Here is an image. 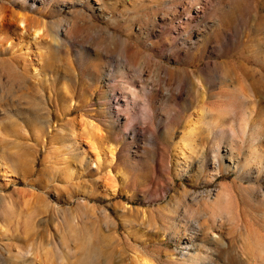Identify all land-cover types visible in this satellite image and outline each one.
Returning <instances> with one entry per match:
<instances>
[{"label": "rangeland", "instance_id": "rangeland-1", "mask_svg": "<svg viewBox=\"0 0 264 264\" xmlns=\"http://www.w3.org/2000/svg\"><path fill=\"white\" fill-rule=\"evenodd\" d=\"M234 151L264 162V0H0V264H251L206 235L264 189Z\"/></svg>", "mask_w": 264, "mask_h": 264}, {"label": "bare ground", "instance_id": "bare-ground-1", "mask_svg": "<svg viewBox=\"0 0 264 264\" xmlns=\"http://www.w3.org/2000/svg\"><path fill=\"white\" fill-rule=\"evenodd\" d=\"M40 33L41 29L35 30L33 37L36 39ZM231 94L233 95L235 105L237 106L240 98L243 97L245 92L243 90H237ZM241 128L245 134L249 128V124H247V122H242ZM94 136L97 137L96 135ZM190 137L185 138L184 145L189 147V151L194 152L198 150V147L195 143L196 140L194 141L192 137V140H190ZM188 157H191V155H188L186 158ZM231 165H235V167L241 171L242 175H250L253 178H256L257 181L262 178V173H264V162L261 158L255 156L254 152H245L243 154L234 151V156L231 157ZM255 187L256 185L252 186L253 189H256ZM260 187L263 188V186ZM241 199H244V201L249 205L260 208V213L257 214L256 209H253L251 213L244 211L241 206ZM262 205L264 206V189L263 191L262 189H259L256 193L249 194L245 190L240 188L234 190L230 187V185L224 184L214 200V204L212 205L215 208L214 213L208 212L207 214L209 220L212 221L214 231H208L207 228L206 235L210 236L213 242L224 247L222 250L223 252L229 253L230 251L233 252V250H235L236 255L234 256L238 259H240V257L242 259V255L239 254V247L235 245V241L240 244L242 243L241 249L242 253L244 252L243 254L246 255V257L244 256L245 259L250 260L251 264H264V211H262ZM252 217L257 220L256 224H258L261 229L253 230V228H251V221L248 219ZM227 234L231 235V237H226ZM236 237H238V239H236ZM189 238H191V236ZM190 248L191 246L189 244L182 247L180 251V258L178 259L179 262H176V264H200L198 262L197 254L193 255ZM234 256L232 255V257ZM224 263L233 264L230 259L225 260Z\"/></svg>", "mask_w": 264, "mask_h": 264}]
</instances>
